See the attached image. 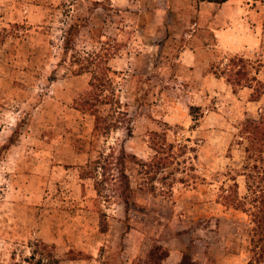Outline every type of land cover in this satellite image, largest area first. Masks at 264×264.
I'll return each instance as SVG.
<instances>
[{
	"label": "rangeland",
	"instance_id": "rangeland-1",
	"mask_svg": "<svg viewBox=\"0 0 264 264\" xmlns=\"http://www.w3.org/2000/svg\"><path fill=\"white\" fill-rule=\"evenodd\" d=\"M90 52L108 58L101 93L128 110L131 135H93L79 106ZM234 57L264 82V0H0V264L35 242L63 264H248L249 215L221 202V186L246 192L238 134L264 90L256 99L215 72ZM163 142L176 153L170 194L136 165L128 203L84 174L112 145L149 160Z\"/></svg>",
	"mask_w": 264,
	"mask_h": 264
},
{
	"label": "trees",
	"instance_id": "trees-1",
	"mask_svg": "<svg viewBox=\"0 0 264 264\" xmlns=\"http://www.w3.org/2000/svg\"><path fill=\"white\" fill-rule=\"evenodd\" d=\"M209 1L224 2L226 0ZM65 44H68V40ZM105 58L97 52H90L83 56V62L86 63L83 68H92L94 72L91 82L93 90L81 99L79 106L83 111L95 116L93 135L97 139L107 136L111 131L120 127H125L129 135L133 131L128 110L122 109L113 93L105 95L101 93L104 88L112 84V78L109 77L111 67L108 65V58ZM252 68L247 59L234 57L230 59L226 67L219 68L215 72L226 77V80L235 88L252 87L253 97L257 99L263 93L264 82L251 74ZM101 103L111 104L112 109L108 115L100 114L99 104ZM238 135L240 136L239 143L244 146L245 151L239 174L245 177L246 192L244 195L239 194L237 182L227 187L222 185L221 202L249 215L253 230L254 255L248 264L261 263L264 262V107L260 109L257 117L249 118L241 124ZM153 149L154 154L151 158L143 160L127 151L123 144L119 147L112 145L108 152L101 151L98 159L84 167V174L97 177L96 186L99 195L108 185H112L118 195L126 196L128 203L132 188L128 172L136 165L138 173H141L150 189H156V182H160L162 186H167L170 194L172 185H169L166 179L174 174L173 167L169 169L176 157L174 145L167 142L155 143ZM127 162L133 163L129 169H126ZM109 169L114 171L109 172ZM164 188L166 187H163V191ZM11 264H63V261L57 256L53 246L44 242H35L29 256L25 257L22 262L14 261Z\"/></svg>",
	"mask_w": 264,
	"mask_h": 264
},
{
	"label": "crops",
	"instance_id": "crops-1",
	"mask_svg": "<svg viewBox=\"0 0 264 264\" xmlns=\"http://www.w3.org/2000/svg\"><path fill=\"white\" fill-rule=\"evenodd\" d=\"M255 264H264V262H261V263H255Z\"/></svg>",
	"mask_w": 264,
	"mask_h": 264
}]
</instances>
